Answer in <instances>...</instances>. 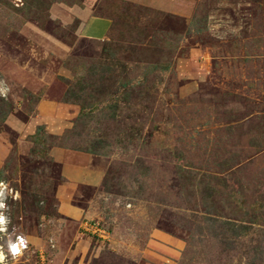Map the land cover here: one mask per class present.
<instances>
[{
  "label": "rangeland",
  "instance_id": "1",
  "mask_svg": "<svg viewBox=\"0 0 264 264\" xmlns=\"http://www.w3.org/2000/svg\"><path fill=\"white\" fill-rule=\"evenodd\" d=\"M156 1L0 0V264H264V0Z\"/></svg>",
  "mask_w": 264,
  "mask_h": 264
},
{
  "label": "crops",
  "instance_id": "2",
  "mask_svg": "<svg viewBox=\"0 0 264 264\" xmlns=\"http://www.w3.org/2000/svg\"><path fill=\"white\" fill-rule=\"evenodd\" d=\"M79 4H74L71 7L62 8L58 6V10H52V15L63 25L74 26V33L82 38L93 40V41H103L111 28V19L101 13L98 7V2L100 0H78ZM137 3L148 4L157 8H164L174 11L184 10V5H170L167 2L160 3L156 0H128ZM33 120V118H31ZM29 120L27 123H22L30 125L33 122ZM11 124V123H9ZM24 126V125H23ZM18 132H22V128L19 122L13 126ZM57 155V154H56ZM62 170H64V176L66 180L71 182H76L78 185L86 186H98L102 183L104 174L99 169L85 166L76 165L67 160L65 155H62ZM61 212L66 216H77L79 215L78 209L71 206L70 204H64L61 206Z\"/></svg>",
  "mask_w": 264,
  "mask_h": 264
},
{
  "label": "built area",
  "instance_id": "3",
  "mask_svg": "<svg viewBox=\"0 0 264 264\" xmlns=\"http://www.w3.org/2000/svg\"><path fill=\"white\" fill-rule=\"evenodd\" d=\"M29 248V243L26 237L16 235L12 242L9 244L7 254L10 258L16 259L24 254Z\"/></svg>",
  "mask_w": 264,
  "mask_h": 264
},
{
  "label": "bare ground",
  "instance_id": "4",
  "mask_svg": "<svg viewBox=\"0 0 264 264\" xmlns=\"http://www.w3.org/2000/svg\"><path fill=\"white\" fill-rule=\"evenodd\" d=\"M3 221H4V220L0 218V222H2V223H3ZM2 231H3V230H2ZM4 231H5V230H4ZM7 248H8V247H7ZM3 257H4V256H3ZM1 259H2V258H1Z\"/></svg>",
  "mask_w": 264,
  "mask_h": 264
}]
</instances>
